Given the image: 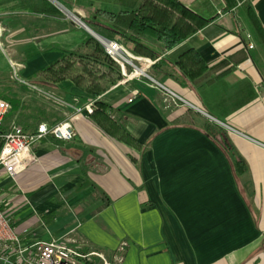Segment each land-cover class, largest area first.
<instances>
[{
    "label": "crops",
    "instance_id": "crops-1",
    "mask_svg": "<svg viewBox=\"0 0 264 264\" xmlns=\"http://www.w3.org/2000/svg\"><path fill=\"white\" fill-rule=\"evenodd\" d=\"M179 1L205 18L182 39L191 50L173 60L177 41L165 46L147 37L144 43L157 52L150 74L184 101L165 100L145 77L116 82L101 97L126 121L135 141L128 143L75 111L94 98L70 80L45 88L26 81L80 47L85 37L66 28L69 22L82 27L75 20L80 15L64 14L48 0H0V42L16 41L22 81L60 99V120L70 118L76 133L69 141L41 139L34 147L38 162L15 178L0 172V208L22 241L74 230L82 250L109 259L125 241L119 264H264V50L244 2ZM245 2L264 30V0ZM121 42L134 52L131 42ZM2 57L0 77L10 68L16 76L12 61ZM197 59L204 72L191 81L183 71ZM12 98L18 104L10 120L12 109L6 115V128L16 123L31 132L49 123L39 120L36 96ZM202 118L226 131L244 170L199 128ZM247 171L249 201L238 184Z\"/></svg>",
    "mask_w": 264,
    "mask_h": 264
},
{
    "label": "trees",
    "instance_id": "trees-1",
    "mask_svg": "<svg viewBox=\"0 0 264 264\" xmlns=\"http://www.w3.org/2000/svg\"><path fill=\"white\" fill-rule=\"evenodd\" d=\"M224 1L228 7L236 2V0ZM244 6L253 34L264 50V30L251 6L246 2ZM92 17L91 23L101 27L104 31L123 37L125 42H131L133 51L140 55L152 58L157 56V52L144 43L147 37L165 46L177 41L178 43L170 52L173 60L191 50L187 44L182 42V39L205 21L203 16L179 0H141L135 9L119 11L98 8ZM204 68L201 60L197 59L184 69L183 74L191 81H195L197 79L195 77L202 74ZM168 74L174 78V72H168ZM38 77L39 79L31 83L41 88H45L46 84L70 80L74 86L94 98V108L90 116L104 132L128 143L135 142L126 129L124 118L117 115L107 101L101 99L120 79L121 70L95 38L86 36L78 49L67 52L60 59L42 68ZM8 102L10 109H16L18 104L16 100H8ZM188 110L190 111V108ZM38 113L39 120L44 118L49 123H55L61 119L57 111H47L40 106ZM111 114H116V116L112 117ZM199 128L220 147L229 151L233 165L242 170L245 169L244 161L237 157L236 149L231 146L226 131L222 127L202 118Z\"/></svg>",
    "mask_w": 264,
    "mask_h": 264
},
{
    "label": "built area",
    "instance_id": "built-area-1",
    "mask_svg": "<svg viewBox=\"0 0 264 264\" xmlns=\"http://www.w3.org/2000/svg\"><path fill=\"white\" fill-rule=\"evenodd\" d=\"M248 0H240L245 2ZM80 24L83 23L75 17ZM81 25V24H80ZM82 26V25H81ZM94 38L119 66L121 77L114 85H122L138 77H145L160 88L165 100L175 102L182 100L169 87L157 81L149 72L156 58L138 55L130 51L121 41L92 32ZM253 44L249 43L248 48ZM45 97L57 104H63L46 92L39 90ZM129 102L132 99H128ZM190 105V104H189ZM94 108V100H90L83 107L75 108L78 113L83 110L90 114ZM10 111V103L0 97V172L9 178H15L30 165L38 162L34 147L41 139L51 136L57 140L69 141L76 135L70 118L48 123L39 122L36 128L25 131L16 123L7 128L4 120ZM82 241L74 230L49 240H34L24 242L12 230L9 220L0 208V264H119L123 260L125 241L120 242L118 251L111 259L97 250L84 251Z\"/></svg>",
    "mask_w": 264,
    "mask_h": 264
},
{
    "label": "rangeland",
    "instance_id": "rangeland-1",
    "mask_svg": "<svg viewBox=\"0 0 264 264\" xmlns=\"http://www.w3.org/2000/svg\"><path fill=\"white\" fill-rule=\"evenodd\" d=\"M48 1L51 4H53L55 7L59 8V10H61V12H63L64 14L69 15L70 13H75V14L78 13V15H80V18L82 19V22L84 24H87L88 28H90L95 33L125 42L123 37L119 35H114L113 33L108 32V31H104L101 27L97 26L96 24L91 23V21L93 20V17H92L93 13H95V10L97 8H103V9H107L111 11H119L120 9L129 8L130 7L129 3L133 2V0H56L61 4V6H59L54 0H48ZM66 28L68 29V31L76 30L77 32H80L84 37L91 36L94 38L92 31L90 32L84 29L83 26L77 29L75 25L69 22L67 23ZM13 44H16V41H11L9 43L2 42V41L0 42V50L3 52L2 56L4 55V58L8 59L9 63L10 61H12V64L15 67V70L17 72V75H16L17 77L13 75V70L11 68L9 69L8 72H4L1 74L2 76L0 77V81H2L5 84L0 85V91H2L0 92V97L8 101V100L14 99L12 98L13 94H19V96H22V97L25 96V98H26V95L30 94V96L37 97V99H34L37 101L36 102L37 107L40 106L41 108L47 111L53 110V111L58 112L60 109L58 108L59 107L58 104L53 102L51 99L45 97L41 92L37 91L36 89L27 86L26 83L22 81L26 78H24L19 68L17 69L16 65L17 63H23L22 62L23 60L21 57L15 55L14 51L17 52V50H16V47L12 46ZM2 56L0 55V65L2 61L4 62V64L6 62V60L4 61ZM26 81L34 82L35 79L28 78V80ZM6 83L13 84L14 86H10L8 84L6 85ZM14 112H15V109L10 111V113L7 116L8 117L7 120H10L12 118V116L14 115ZM226 130L231 133L241 135L238 132L234 131L233 128H226ZM25 131H29V129H25ZM249 177H250V174H249V171H247L243 175L239 176V183H238L243 195L246 197V199H248V201L251 198L250 188L248 189L247 187H245L244 182L246 181V179H249Z\"/></svg>",
    "mask_w": 264,
    "mask_h": 264
},
{
    "label": "water",
    "instance_id": "water-1",
    "mask_svg": "<svg viewBox=\"0 0 264 264\" xmlns=\"http://www.w3.org/2000/svg\"><path fill=\"white\" fill-rule=\"evenodd\" d=\"M79 22V21H78ZM80 24L82 25V26H87V25H85L84 23H81L80 22ZM86 30H88L87 28H85ZM88 31H90V30H88ZM91 32V31H90Z\"/></svg>",
    "mask_w": 264,
    "mask_h": 264
},
{
    "label": "bare ground",
    "instance_id": "bare-ground-1",
    "mask_svg": "<svg viewBox=\"0 0 264 264\" xmlns=\"http://www.w3.org/2000/svg\"><path fill=\"white\" fill-rule=\"evenodd\" d=\"M71 14V13H70ZM77 18V17H76ZM84 28H87L88 30L92 31L90 28H88L87 26H83ZM94 32V31H92Z\"/></svg>",
    "mask_w": 264,
    "mask_h": 264
}]
</instances>
